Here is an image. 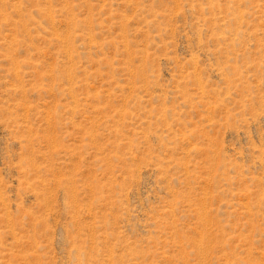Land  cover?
Masks as SVG:
<instances>
[{"label":"rangeland","instance_id":"obj_1","mask_svg":"<svg viewBox=\"0 0 264 264\" xmlns=\"http://www.w3.org/2000/svg\"><path fill=\"white\" fill-rule=\"evenodd\" d=\"M0 264H264V0H0Z\"/></svg>","mask_w":264,"mask_h":264}]
</instances>
